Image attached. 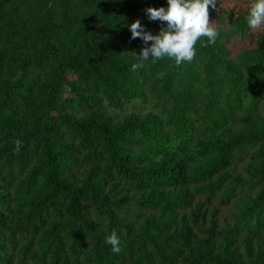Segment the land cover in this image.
<instances>
[{"label": "trees", "instance_id": "obj_1", "mask_svg": "<svg viewBox=\"0 0 264 264\" xmlns=\"http://www.w3.org/2000/svg\"><path fill=\"white\" fill-rule=\"evenodd\" d=\"M237 1L192 62L132 71L167 0H0V264H264V22Z\"/></svg>", "mask_w": 264, "mask_h": 264}, {"label": "clouds", "instance_id": "obj_2", "mask_svg": "<svg viewBox=\"0 0 264 264\" xmlns=\"http://www.w3.org/2000/svg\"><path fill=\"white\" fill-rule=\"evenodd\" d=\"M52 5L49 4V7ZM209 6L217 10V0H167V7H148L146 15L151 21L166 22L167 27L161 28L159 33L153 35L145 31L139 19L130 25L131 39L140 38L146 45L139 54L138 63L131 66L132 71L145 66V62L151 58L156 63L162 58H174L175 64L180 66L182 62H192L196 55L195 45L201 37H207L209 44H214L218 32L210 26ZM247 24L251 28H257L264 22V0H255L252 3ZM206 46V45H205ZM15 151L18 153L23 141H14ZM107 244L111 245V251L119 254L121 240L116 231H112L105 237Z\"/></svg>", "mask_w": 264, "mask_h": 264}, {"label": "rangeland", "instance_id": "obj_3", "mask_svg": "<svg viewBox=\"0 0 264 264\" xmlns=\"http://www.w3.org/2000/svg\"><path fill=\"white\" fill-rule=\"evenodd\" d=\"M237 4L238 6L240 5L237 0H217V10L214 11L219 16H222V20L220 21V23L223 24L222 27L225 30H228L230 28V18L227 15L232 11V9L234 10V7L236 9ZM232 14L233 16L235 15L234 13ZM258 29L260 30L261 26H259ZM133 104L134 107L131 105L127 106L122 112H120L121 115L124 113L131 112L132 110H136L137 112H144L152 108L150 103H143L140 100H135ZM224 214H226V211Z\"/></svg>", "mask_w": 264, "mask_h": 264}]
</instances>
